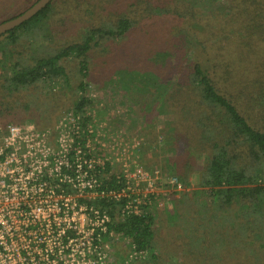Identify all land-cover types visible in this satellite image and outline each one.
Returning a JSON list of instances; mask_svg holds the SVG:
<instances>
[{
	"label": "trees",
	"instance_id": "obj_1",
	"mask_svg": "<svg viewBox=\"0 0 264 264\" xmlns=\"http://www.w3.org/2000/svg\"><path fill=\"white\" fill-rule=\"evenodd\" d=\"M103 1L100 15L94 23L85 27L77 40H70L56 50L44 53L45 49L31 63L19 60L10 65L4 56L0 62L1 119L16 124L25 120L23 113L26 111H22L25 109L20 108L15 97L20 92L42 82L70 84L71 72L67 71L65 63L72 59L78 61V73L73 76L77 77L74 82L77 100L70 111L79 119L81 127L86 128L93 120L88 114L89 107L94 103L89 95L93 72L98 66L105 71L110 69H106L107 66L111 67L106 61H98V66H93L92 56L101 52L109 58L114 53L118 61L115 50L131 43L132 31L149 22L158 25L157 21L164 18L181 20L184 31H179L180 39L172 38L167 50L148 44L149 47L140 50L138 55L141 58L131 57L133 50H127L128 47H124L123 51L127 52L125 56L128 59L140 65V71L135 74L137 85H142L140 93L143 94V90L152 93L156 103L166 110L161 115H168L171 124H192L190 135L197 137L200 149L207 153L199 185L208 202L203 205L186 197L180 204L174 193L169 199L177 212V224L182 226L184 236L181 244L190 248L195 264H227L224 259L228 253L242 245L255 255V258L247 255L245 264H264V85L259 83L257 96H254L253 82L235 78L236 71L241 67L243 72L251 70L249 63L255 67L258 78L262 77L264 0H231L225 6L230 11L228 15H219L216 11L215 3L219 4L221 0H134L130 13H120L110 8L109 0ZM54 2L32 20L0 38L6 37L8 44L15 46L21 39L19 32H28V36L34 34L37 28L33 24L41 28L45 26L54 12ZM152 39L159 46L164 41L159 37ZM230 42L235 44L234 61L230 55ZM108 44L118 47L104 46ZM194 46L202 50L203 57L192 55ZM3 54L6 55L5 52ZM254 100H260L256 116L250 104ZM23 107L29 106L25 103ZM78 142L82 140L73 145L68 165L62 164L60 176L48 172L55 164L45 169L42 175V182L46 184L45 196L50 189L55 196L66 198L78 194L73 184L64 180V177L75 179L77 165L74 149L78 147ZM94 155L87 156V160L94 168L91 174L97 179L96 189L84 191L81 197L76 198L78 205L75 210L44 208L43 212L46 210L48 213L46 219L33 213V209L24 207L28 213L27 231L60 233L63 248H66L71 240L81 237L77 224L72 227L71 222L66 220H71L75 211L85 207L82 213L87 217H95L98 212L109 219L102 225L107 228L106 232L97 228L84 241L85 245L90 241L92 248L97 249L119 236L130 241L131 251L145 255L148 262L155 261L154 213L124 214L127 198L117 197L123 189V175L112 173L107 162L104 166L97 160L93 163L91 159ZM182 180L187 186V177ZM88 193H94V196L89 198L86 196ZM56 217L61 219L59 226ZM47 225H50L51 232L44 228ZM183 225H187V230ZM219 225L222 229L218 228ZM231 232L233 235H230ZM177 233L178 230L174 232Z\"/></svg>",
	"mask_w": 264,
	"mask_h": 264
},
{
	"label": "rangeland",
	"instance_id": "obj_2",
	"mask_svg": "<svg viewBox=\"0 0 264 264\" xmlns=\"http://www.w3.org/2000/svg\"><path fill=\"white\" fill-rule=\"evenodd\" d=\"M36 1L0 0V24L24 13ZM230 1L221 0L219 4L215 3L219 15L230 13L225 8ZM103 2V0H55L54 12L43 28L38 24H33L37 29L30 36L26 35L28 32H19L21 39L15 46H10L6 37L0 38V62L5 56L10 65L19 62V60L21 63H31L35 58L41 56L45 49L44 53L56 50L70 40H77L81 37L82 31L86 29L85 27L94 23V19L100 15L102 7H104ZM107 2H109L110 8L120 13H130L134 0H109ZM153 23L149 22L131 32V43L123 44V47L115 50L116 56L119 57L118 61L115 59L114 53L109 58L101 52L92 56L93 66L94 64L98 66V61H106L111 64V67L107 66L106 68H110L108 71L100 69L98 66L90 81L89 95L94 103L89 107L88 114L93 119L90 123L93 128L92 140L95 144V147L92 148L93 154L95 153L93 158L99 164L109 163L112 173L124 174L129 182V190L134 194L137 192L134 189L132 173L141 171L149 174L151 184L142 180L141 188H139L141 191L138 194H146V197L139 196V199L146 211L154 213L156 220L155 254L157 259L155 261L148 262L145 255L133 254L130 241L115 236L113 241L106 246V264H195L190 248L186 244H181L184 236L181 230L182 226L177 224V212L174 203L169 202V199L174 193L178 202L186 197L203 205L208 202L199 185L200 172L206 164L207 153L206 150L200 149L197 137L194 134L190 135L192 124H179V126L171 124L168 115H161L165 109L163 105L156 103L152 93L148 90H143V94L140 93L142 85L140 83L137 85L138 80L135 75L138 73L140 65L137 62H132V59H128L127 55L125 56L126 51L123 52L124 47H128L127 50H133L131 57L141 58L138 54L144 47H149L148 44H153L156 49L167 50L173 41L172 38H179V31H184L183 22L175 18H164L162 21H157L158 25H153ZM154 37L164 40L160 42V46L152 39ZM229 45L230 55L234 61L236 59V55L233 54L235 44L230 42ZM104 46L118 47L113 44ZM193 49V56L203 57L201 49L196 46ZM182 57L185 58V55ZM65 65L67 71L71 72L70 84L59 81L42 82L20 92L15 97L21 105L20 108L25 109L22 111H26L23 113L25 120L16 124L11 120H4V122L0 116V127L5 129L9 125L33 127L35 130L47 133L50 140H55L56 130H59L60 126L71 128V124H81L70 111L77 100L74 91V82L77 77L73 76L78 73V61L70 59ZM1 66L2 64H0V72H2ZM260 66L261 68L263 66L260 78L254 71L255 67L250 63L249 67L252 71L247 69L243 72L241 67L236 71L235 78L253 82L256 90L260 86L259 83L264 85V62ZM244 77H249V79H244ZM253 95L257 96V90H253ZM259 101L254 100L250 103L255 116L259 108ZM25 103L29 107H23ZM124 164L128 165L124 167ZM127 168H129V173L126 174L124 170ZM184 176L187 177V186L182 180ZM170 179H177L182 184V190L178 191L173 187L170 184ZM145 189L147 190L145 191ZM150 196H152L151 203L147 208V204L144 203L148 202ZM39 216L46 219L48 213L45 210L43 216L41 214ZM72 220L76 224L79 223L77 216L66 221L73 224ZM80 220L83 223L84 216H81ZM60 223L61 219L56 217L57 226ZM183 226L187 230V225ZM44 228H47V232H51L50 225L44 226ZM218 228L222 229L220 225ZM176 230L178 233L174 234ZM230 235L233 233L231 232ZM247 255L255 258L253 252L249 253L242 245L240 248L236 247L234 251H230L224 261L227 264H245L244 260Z\"/></svg>",
	"mask_w": 264,
	"mask_h": 264
},
{
	"label": "built area",
	"instance_id": "obj_3",
	"mask_svg": "<svg viewBox=\"0 0 264 264\" xmlns=\"http://www.w3.org/2000/svg\"><path fill=\"white\" fill-rule=\"evenodd\" d=\"M90 125L86 128H82L81 124H71V128L60 126L59 130H56L55 140H50L47 133L33 127H0V264H106L107 244L94 249L90 241H87L86 245L84 243L97 228L106 232L107 228L102 226L109 222L106 215L100 216L97 212L95 217H87L82 213L85 207L75 211L73 217L77 216L79 219L77 229L81 237L79 240H71L68 247L63 248L60 233L55 235L27 231L28 213L23 209H33L36 215L43 214L44 208L59 210L65 207L75 210L78 205L76 198L81 197L84 191L96 189L97 179L91 174L94 168L90 160H87V156L93 153L92 148L95 147L92 140L93 128ZM77 140L82 142H78V147L74 149L76 176L75 179L64 177V180L73 184L78 194L66 198L55 196L53 189H50L45 196L46 184L42 182L45 169L55 164L48 172L50 175L60 176L61 166L68 165V156ZM94 160L91 159L93 163ZM101 165L104 166L105 163ZM127 165L124 164V167ZM124 172L129 173V168ZM132 174L137 194L129 190V182L122 174L123 189L117 197L127 198L124 214L139 215L146 212L139 199V196L146 197V194H138L141 191L140 182L143 180L150 185L152 181L148 177L149 174L144 172ZM169 181L178 191L182 190V184L177 179ZM86 196L92 198L94 193H88ZM113 197L117 198L115 195ZM151 197L144 203L147 208L150 206ZM81 216H84L83 223ZM72 221L71 226L74 227L76 222Z\"/></svg>",
	"mask_w": 264,
	"mask_h": 264
},
{
	"label": "water",
	"instance_id": "obj_4",
	"mask_svg": "<svg viewBox=\"0 0 264 264\" xmlns=\"http://www.w3.org/2000/svg\"><path fill=\"white\" fill-rule=\"evenodd\" d=\"M52 1L53 0H38L33 6H31L24 13L0 24V36L32 20L35 16L39 14V12L45 9Z\"/></svg>",
	"mask_w": 264,
	"mask_h": 264
}]
</instances>
